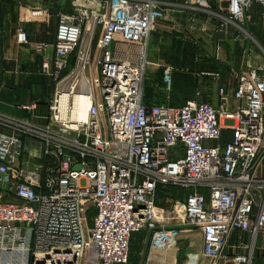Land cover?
<instances>
[{"label":"built area","instance_id":"obj_1","mask_svg":"<svg viewBox=\"0 0 264 264\" xmlns=\"http://www.w3.org/2000/svg\"><path fill=\"white\" fill-rule=\"evenodd\" d=\"M213 1L240 31L256 6L264 13V0L186 4L210 11ZM71 2L53 44L16 30L20 46L42 55L54 91L46 117H35L37 102L24 105L23 116L0 112V253H21V264H128L132 237L146 228L152 249H171L179 230L157 227L168 212L156 199L168 187L185 192L183 202L169 199L171 214L201 232L203 257L256 264L262 235L257 264H264V61L237 72L235 110L224 85L217 105L199 91L182 105H148L149 36L169 8L160 0ZM28 14L49 15L41 7ZM119 43L140 45L137 59L117 57ZM235 231L250 240L233 245L230 260L223 252Z\"/></svg>","mask_w":264,"mask_h":264},{"label":"crops","instance_id":"obj_2","mask_svg":"<svg viewBox=\"0 0 264 264\" xmlns=\"http://www.w3.org/2000/svg\"><path fill=\"white\" fill-rule=\"evenodd\" d=\"M160 1L165 3L169 10L166 18L160 21L149 36L152 66L146 83V104L182 105L199 91L202 101L217 105L219 86L224 85L230 95L228 108L235 110L238 105L233 97L238 83L236 74L246 72L252 64L263 62L264 51L256 50L249 40L245 43L242 41L240 29L232 23H225L223 13L218 11L215 1L212 2L210 11L194 10L186 4V0ZM33 7L43 8L49 13L48 17L30 18L28 10ZM259 9L263 12L261 7ZM71 10V0H0V112L23 116L27 111L22 107L37 102L35 117L48 115V107L42 102L45 97L36 92L35 86L41 83L44 91L50 95L54 91V81L41 72L42 55L31 47L18 44L16 30L20 26L24 27L32 41L53 44L59 13ZM97 38L93 40V53L96 52ZM174 41H186L193 48H175ZM113 49L117 57L132 61H135L140 53L138 44L119 43L113 46ZM45 54L53 58V47L49 46ZM177 64L182 67L178 68ZM154 71L157 74L156 80L152 78ZM217 71L221 73L219 80L213 74ZM36 120L45 122L46 119ZM179 224V227L184 226ZM165 226L161 220L157 227L169 228L170 225ZM182 229L187 233L191 228L185 226ZM152 233V229L146 228L133 235L128 264H174L178 249H152ZM185 236L188 238V235ZM260 239L263 241L262 235L259 241ZM249 240L248 233L233 232L224 248V256L231 260L234 254L233 245L247 243ZM261 243H258L257 247L256 264L260 262ZM23 261L21 253H0V264H21Z\"/></svg>","mask_w":264,"mask_h":264},{"label":"rangeland","instance_id":"obj_3","mask_svg":"<svg viewBox=\"0 0 264 264\" xmlns=\"http://www.w3.org/2000/svg\"><path fill=\"white\" fill-rule=\"evenodd\" d=\"M175 1V0H170ZM187 1V0H186ZM212 5V2H211ZM243 29H241V39L244 41V43L249 40L252 42V45L255 47L256 50L261 52L264 51V13L260 11L259 7L255 8V11L250 13L247 22L242 26ZM248 31L250 34H247L246 31ZM88 41L87 34L83 37V42ZM178 45V46H177ZM174 47H178L180 49L186 50L192 49L193 46L186 42V41H174ZM152 49V46L149 47L148 56L151 60L150 51ZM264 55V54H263ZM180 59H178L179 61ZM178 68H181L182 66H179L177 64ZM151 74V69H149V76ZM148 76V78H149ZM152 78L155 80L157 79V74L154 71L152 74ZM36 92L42 96L45 97L43 100H47L50 95H48V92L46 93L44 91V87L41 83L37 84L35 86ZM186 194L183 191H179L176 189H168L161 192L156 199V204L159 208L164 209L166 212H168L167 215L164 216L163 224L165 227H177L179 230L178 233V243L175 247V249H178V254L176 258L174 259V264H213V260L209 258H205L201 254V247H202V235L201 232L196 227H190V226H178V223L180 222L179 219H176L175 215L172 213V206L169 199L173 202H183L185 199ZM181 225V224H179ZM191 228L189 231L185 233L182 231V228ZM188 235V238H185ZM184 237V238H183ZM262 239H260L259 244L261 243ZM263 243V241H262Z\"/></svg>","mask_w":264,"mask_h":264},{"label":"bare ground","instance_id":"obj_4","mask_svg":"<svg viewBox=\"0 0 264 264\" xmlns=\"http://www.w3.org/2000/svg\"><path fill=\"white\" fill-rule=\"evenodd\" d=\"M88 101L89 100L87 97H82V98H80L79 101H77V104L79 106V108L77 109V113H79V116L82 119H84V117H85V112H86Z\"/></svg>","mask_w":264,"mask_h":264},{"label":"trees","instance_id":"obj_5","mask_svg":"<svg viewBox=\"0 0 264 264\" xmlns=\"http://www.w3.org/2000/svg\"><path fill=\"white\" fill-rule=\"evenodd\" d=\"M43 103H46V100H44V101H42ZM228 136V132H225V137H227ZM169 188L168 187H162L161 189H160V191H159V194L161 193V192H163L164 190H168ZM174 189V188H173ZM179 191H182V190H179Z\"/></svg>","mask_w":264,"mask_h":264},{"label":"water","instance_id":"obj_6","mask_svg":"<svg viewBox=\"0 0 264 264\" xmlns=\"http://www.w3.org/2000/svg\"><path fill=\"white\" fill-rule=\"evenodd\" d=\"M76 168L79 169L80 166H77ZM37 263H38V264H45V259H44V258H42V259H38Z\"/></svg>","mask_w":264,"mask_h":264}]
</instances>
